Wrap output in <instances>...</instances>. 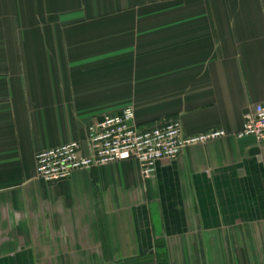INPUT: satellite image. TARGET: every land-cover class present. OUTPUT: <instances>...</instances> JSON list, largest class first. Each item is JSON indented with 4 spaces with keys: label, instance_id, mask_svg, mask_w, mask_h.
<instances>
[{
    "label": "crops",
    "instance_id": "0c3cea01",
    "mask_svg": "<svg viewBox=\"0 0 264 264\" xmlns=\"http://www.w3.org/2000/svg\"><path fill=\"white\" fill-rule=\"evenodd\" d=\"M264 100V0H0V264H264V142L37 178V154L133 107L242 129Z\"/></svg>",
    "mask_w": 264,
    "mask_h": 264
},
{
    "label": "built area",
    "instance_id": "2783aa9c",
    "mask_svg": "<svg viewBox=\"0 0 264 264\" xmlns=\"http://www.w3.org/2000/svg\"><path fill=\"white\" fill-rule=\"evenodd\" d=\"M241 130L231 133L226 129L186 135L181 121L170 120L150 128H140L133 107L120 113L106 114L88 128L86 154L79 141H71L37 154L36 176L47 183L68 180L75 171L90 170L134 159L144 178L155 175L159 164L176 160L188 146L235 135L237 138L254 137L264 142V100L250 107L244 116Z\"/></svg>",
    "mask_w": 264,
    "mask_h": 264
}]
</instances>
